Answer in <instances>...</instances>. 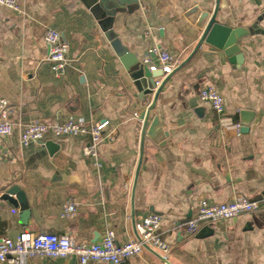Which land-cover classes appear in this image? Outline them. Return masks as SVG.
I'll return each mask as SVG.
<instances>
[{
	"label": "crops",
	"instance_id": "crops-1",
	"mask_svg": "<svg viewBox=\"0 0 264 264\" xmlns=\"http://www.w3.org/2000/svg\"><path fill=\"white\" fill-rule=\"evenodd\" d=\"M17 1L25 15L0 5V99L14 108L15 123L14 134L0 138V237L46 232L97 243L112 230L124 244L136 237L134 208L137 224L151 213L163 217L160 232L171 247V264H264V0L220 2L221 24L250 31L239 41L242 65L203 44L164 85L152 115L165 143L146 137L134 199L141 116L156 91L144 61L150 57L158 64L150 54L158 48L182 64L203 35L201 14L211 16L218 0ZM48 29L70 45L61 78L47 61ZM209 85L225 98L223 116L200 100L201 89ZM71 118L88 127L109 122L99 148L101 167L83 154L90 135L21 145L26 125ZM236 123L243 125L241 134ZM14 187L26 196V216L2 199ZM238 196L263 200L261 209L208 224L195 236L183 233L182 225L202 200L225 203ZM69 201L77 213L67 218L62 209ZM25 264L81 263L70 256ZM123 264L168 263L147 248Z\"/></svg>",
	"mask_w": 264,
	"mask_h": 264
},
{
	"label": "built area",
	"instance_id": "built-area-1",
	"mask_svg": "<svg viewBox=\"0 0 264 264\" xmlns=\"http://www.w3.org/2000/svg\"><path fill=\"white\" fill-rule=\"evenodd\" d=\"M0 5L13 9L19 14L25 15L17 0H0ZM48 47L47 61L50 64L53 75L61 78L68 66V52L70 45L65 41L61 33L54 29H48L44 36ZM157 59L147 57L144 63L150 65L149 70L156 72L162 70L163 77L170 75L180 64L181 60L173 53L153 48L150 51ZM160 82H157L159 85ZM200 100L209 103L220 116L225 114L226 103L224 96L213 85L206 86L200 91ZM14 108L6 99H0V138H9L14 134L15 123L11 116ZM137 116V115H136ZM108 121L97 123L88 127L83 119L71 118L64 123L36 122L26 125L19 134V140L23 147L33 144L43 145L46 140L62 137H78L90 135V143L83 148V154L92 158L95 165L101 167L100 145L105 141V131ZM237 134H241L243 125L234 124ZM108 140L114 138L108 136ZM262 201H251L243 196H238L225 203H212L202 200L193 217L182 225V231L187 236H195L208 224L228 222L239 216L252 214L262 207ZM77 213V206L73 201L67 202L62 209L64 217H72ZM163 217L157 213L145 216L137 224V237L131 238L124 244L116 241V233L109 230L97 243L81 242L70 235H58L54 233L21 232L16 238L0 237V264H25L27 260L34 258L65 259L76 256L81 264L90 262H103L107 264H123L127 260L139 256L147 248H152L162 258L168 260L171 252L170 245L161 234Z\"/></svg>",
	"mask_w": 264,
	"mask_h": 264
},
{
	"label": "water",
	"instance_id": "water-1",
	"mask_svg": "<svg viewBox=\"0 0 264 264\" xmlns=\"http://www.w3.org/2000/svg\"><path fill=\"white\" fill-rule=\"evenodd\" d=\"M121 2L123 4H133V3H136L137 0H121ZM220 2L221 0L217 1V6L215 8L214 13L211 16L207 13L201 14L199 21H198V25L201 28H203L204 31L199 41V44L197 45L193 53L182 64H180L170 75L166 76L160 85H157V82L155 81V79L163 77L162 71L159 73V75H154V72H151L150 74L148 73L147 75V78L152 79V82H151L152 87H153L152 89L153 90L156 89V91H155V96H154L152 104L148 107L146 112L142 114L141 116V119L143 121V129L141 133L140 159H139V164H138L137 171H136L134 188H133V199H134L137 182L139 179L141 165L143 163L146 137L148 136L150 139H152L155 142L162 141V145H164L165 143L163 141L165 138V133L163 132L160 121L157 117H153L152 114L156 106L157 100L159 98V95L161 93V90L163 89L166 82L171 78V76H173L178 70H180L185 64H187V62L191 59L194 53L203 44H208L210 46L223 50L227 58H229L233 64H236V65L243 64L244 55L239 46V41L245 36H247L250 33V31L245 28H231L227 25L221 24L217 20V14H218L219 8L221 6L223 7L224 3L220 4ZM248 116H251V115L248 114ZM2 199L10 202L16 207L20 206L25 212V216L29 214V211L27 208L28 206H27L26 196L24 192H22L19 188L17 187L12 188L11 190H9L7 193L4 194ZM132 221H133L135 236L139 239L134 208H133ZM157 255L161 258L163 262L171 264L168 260L162 258L158 253Z\"/></svg>",
	"mask_w": 264,
	"mask_h": 264
}]
</instances>
